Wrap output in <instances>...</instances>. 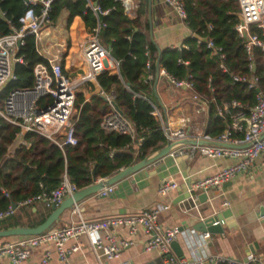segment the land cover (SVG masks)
Listing matches in <instances>:
<instances>
[{
  "label": "built area",
  "instance_id": "1",
  "mask_svg": "<svg viewBox=\"0 0 264 264\" xmlns=\"http://www.w3.org/2000/svg\"><path fill=\"white\" fill-rule=\"evenodd\" d=\"M53 0H22L26 7L24 16L19 21L17 28L11 27V32L0 36V91L15 78L13 66L15 63H23L22 57L18 55V49L23 44V37L27 34L33 35L36 52L46 60V64L36 63L32 67L33 82L28 87L12 88L0 100V121L17 128L11 143L7 148V154L23 144L22 136L31 132L38 134L60 149L64 145L76 144L74 136L75 113L74 100L77 92L87 91L86 84H95V75L106 69L105 62L111 59L117 69V62L113 60L108 49L98 41V26L90 32L82 35L76 43V57L78 66L73 71L62 69V60L68 56L72 49L66 34V19L56 18L51 22L49 18L50 4ZM168 6L173 14L184 24L186 13L181 0H161ZM123 13L130 16L138 5V0H119ZM238 15L241 21L234 25V30L241 38V44L246 54L247 72L237 73L228 71L225 61L226 56L221 46L214 44L213 40L205 38L204 47L210 57H214L217 67L221 72L227 73L233 82L246 84L248 89H255V102L241 108L237 100L222 102L215 108V116L226 117L228 125L215 137L203 134L202 128L196 123L187 125L183 116L171 119L163 110L161 116L157 106L151 104L149 115L157 119V127L160 129L165 141L189 138L197 140H210L236 146H213L185 144L172 148L167 155L171 157H185L191 159L195 155L204 157H226L231 163L223 166L215 173L198 178L189 183L187 187L189 200L193 209L196 208L198 195L207 193L210 189H219L225 182L230 180L238 172L244 171L255 160L264 164V137L259 138L264 132V90L258 88V78L253 71L252 50L259 49L264 62V0H235ZM88 8L94 15L105 13L97 5L93 6L88 1ZM2 14V13H1ZM186 25V24H185ZM207 28L211 26L208 24ZM177 63L187 65L186 60L177 59ZM149 62L145 63V80L151 78L148 71ZM157 77L164 79L172 89H187L192 95L191 99L199 104L194 113L204 112L209 100L201 97L193 89V79L190 72L184 78H176L167 73L163 68H157ZM74 73L72 76L69 74ZM206 89L213 91L210 79L207 78ZM98 94L103 96L110 104L111 110L104 113L99 121V126L104 132H115L129 135L135 140H140L135 134V128L128 120L119 114L111 104V97L104 95L99 90ZM203 102V104L201 103ZM208 107V106H207ZM238 135H241L238 137ZM237 147L238 145H245ZM6 154V155H7ZM119 168L118 170H120ZM102 178L96 179V181ZM178 184L171 179L159 182L155 189L158 196H165L176 190ZM113 189V185L99 188L94 194L104 197ZM78 189L68 182L65 174L58 186L42 191L30 198L20 201L17 205H26L34 201H42L50 207H57L66 197L71 196ZM5 196L7 194L3 192ZM222 206H227L223 201ZM72 212H77L76 203L72 204ZM169 208L168 204L156 203L150 208L139 213L123 216H108L96 220H83L78 218L76 222H69L63 226L51 227L38 234L23 236L22 239L0 244V264L7 260L10 264H19L25 260L32 248L41 244H50L58 264H69L68 256L79 249L78 239L85 236L90 249L94 254H101L111 264H129L126 260H120V251L130 244V240H117L110 229L123 227L128 235H133L141 228L147 235L144 243L145 251H155L164 264H264V259L247 253L243 260H237L222 254L198 255L194 258L177 257L172 258L169 254V244L173 241L179 230L176 226H164L159 221L161 212ZM14 209L11 204L5 210L0 211V219L12 215ZM215 221L213 224L217 223ZM223 224L222 221H219ZM193 234V246L202 248L206 245L210 234L208 232H196ZM68 241L74 243L66 246ZM50 257L49 251L42 252L39 264H47Z\"/></svg>",
  "mask_w": 264,
  "mask_h": 264
},
{
  "label": "trees",
  "instance_id": "2",
  "mask_svg": "<svg viewBox=\"0 0 264 264\" xmlns=\"http://www.w3.org/2000/svg\"><path fill=\"white\" fill-rule=\"evenodd\" d=\"M88 1L96 2L98 8L106 12L94 15L87 6ZM181 1L186 13L184 22L193 34L184 39L185 48L158 49L149 39L146 0H138L131 17L123 13L119 0H53L49 18L54 22L60 11L65 10L67 24L72 17L79 16L86 31L90 32L98 26V41L117 62V69L100 71L95 75V82L104 95L111 97V102L134 128L150 124L148 112L150 103L155 100L152 84L157 64V68H163L176 78H184L190 72L195 92L207 100L212 98L207 102L206 135L215 137L228 125L226 117L214 115L217 106L237 100L245 110L246 106L255 102V89L233 82L227 73L221 72L202 41L210 37L214 44L221 46L228 71L246 73V54L241 38L233 28L238 22V8L235 0ZM25 11L22 0H0V36L10 33L11 27L19 26ZM18 55L23 63L14 64L15 78L1 89L0 100L12 88L30 86L33 82L32 67L36 63L46 64V60L36 52L34 37L30 34L23 37ZM177 59L186 60L188 64L177 63ZM252 59V73L258 78V88L264 90V62L259 49L252 50ZM147 61L151 74L149 80H145L144 72ZM207 78L213 87L211 92L205 87ZM85 87L91 90L93 84L87 83ZM74 107L72 119L76 144L64 145L61 149L48 139L28 132L22 136L24 143L7 154L17 128L0 121V211L12 203L18 204L57 187L63 174L69 183L78 190L82 189L92 184L93 180L111 176L119 168L135 163L165 143L157 126L139 136L140 140L129 135L104 132L99 121L104 113L111 110V106L97 93L85 99L81 91L77 92Z\"/></svg>",
  "mask_w": 264,
  "mask_h": 264
},
{
  "label": "crops",
  "instance_id": "3",
  "mask_svg": "<svg viewBox=\"0 0 264 264\" xmlns=\"http://www.w3.org/2000/svg\"><path fill=\"white\" fill-rule=\"evenodd\" d=\"M146 18L150 26L149 32L152 41L158 49L165 47H186L183 43L188 36H193L188 27L173 14V11L163 4L161 0H146ZM65 16V10H61L60 16ZM63 16V17H64ZM132 14L129 16L131 17ZM84 24L79 16H74L67 24L66 34L72 49L68 56L62 60L64 71H73L78 66L76 57V43L86 33ZM263 62V59H262ZM105 67L109 71L116 68L111 59H107ZM157 70V69H156ZM156 72V71H155ZM74 74V73H71ZM155 79V75H154ZM153 85V84H152ZM163 85L162 78L157 77L154 87ZM100 88L95 83L93 89L83 93L85 99L91 94H98ZM169 95L175 96L171 89ZM155 105V104H154ZM171 107V119L183 116L187 125L196 123L204 129L207 120L205 111L202 120L196 116L190 118L181 109L180 101H176ZM164 110V109H163ZM181 110V113L178 111ZM166 112V111H165ZM179 113V114H178ZM149 125L141 124L135 128L137 137L143 135L157 126V119L149 115ZM152 124V126H151ZM231 163L226 157H204L195 155L191 159L185 157H171L166 155L144 169H140L129 176L113 183V189L104 197H98L94 193L76 202L77 212H72V207L64 210L57 219V225L63 226L69 222H76L78 218L83 220H96L108 216H123L139 213L150 208L156 203L168 204L169 208L161 212L159 221L164 226H176L179 233L175 237L183 258H194L198 255L222 254L237 260H243L247 253L264 259V164L255 160L244 171L238 172L219 189H210L205 193L206 199H198L196 208H192L189 200L179 199L177 190L171 191L165 196H158L155 189L159 182L165 179L176 181L178 186L188 177L190 182L215 173L223 166ZM226 201L227 206H222ZM229 211L222 224L221 234H210L206 245L202 248L193 246L191 226L200 218L213 216L220 211ZM51 212V207L42 201H34L26 205H17L11 217L0 221V230L16 227H34L40 224ZM117 240H130V244L120 251V260H126L129 264H164L162 258L155 251H145L143 246L147 235L141 228L133 235H128L123 227L110 229ZM23 236L11 235L0 238V244L6 241H17ZM68 241L66 246L73 244ZM79 249L68 256L69 264H111L101 254L90 249L85 236L78 239ZM49 251L50 257L47 264H58L50 244H41L32 248L28 257L19 264H39L43 251ZM252 250V251H251ZM172 258H177L169 248ZM3 264H10L7 260Z\"/></svg>",
  "mask_w": 264,
  "mask_h": 264
},
{
  "label": "water",
  "instance_id": "4",
  "mask_svg": "<svg viewBox=\"0 0 264 264\" xmlns=\"http://www.w3.org/2000/svg\"><path fill=\"white\" fill-rule=\"evenodd\" d=\"M92 5L95 6L96 2H92ZM237 18L239 21H241L240 16L237 15ZM149 39L152 41V35L151 32H149ZM202 41H205V38L202 39ZM157 69V64H156ZM157 79V72H155V79L152 85V88L154 90L155 82ZM203 104V102H201ZM113 108L122 115V112L111 102ZM209 114V108L206 106L205 108V115L207 120V116ZM203 134H206V123L204 125ZM264 137V132L261 133L259 138ZM185 144H198V145H213V146H236L233 144H225L210 140H193L189 138H184L180 140H176L173 142L165 141L164 145L148 154L143 156L140 160L136 161L135 163L126 166L124 168H121L111 176L102 178L101 180H98L95 182L93 180L92 184L77 190L74 192L71 196L66 197L57 207H51V212L48 214V216L38 225L34 227H16V228H9L0 230V238L1 237H7L11 235H19V236H27V235H34L38 234L44 230H46L55 220L58 219L59 215L66 209H69L73 203H76L77 201L81 200L82 198L95 193L99 188L107 185H111L122 178L129 176L130 174L140 170L144 169L145 167L149 166L150 164L156 162L160 158L166 156L168 152L179 145H185ZM245 145H238L237 147L246 146ZM190 180L188 177H184L183 182L176 188L177 192L180 194L179 199L186 198L188 196L187 193V187L189 186ZM198 199H206V196L204 193H201L198 195ZM12 209L16 208V204H11ZM229 211H220L214 214L213 216H208L204 218H200L194 225L191 226V230L196 232H208L209 234H221L223 232L222 224L219 223V221L224 222V219L226 218ZM11 215H8L2 219L6 220L9 219ZM215 221H218L217 223L213 224ZM169 247L172 251V253L180 257L182 255V251L179 248L178 243L173 240L170 242ZM252 251V250H251Z\"/></svg>",
  "mask_w": 264,
  "mask_h": 264
},
{
  "label": "rangeland",
  "instance_id": "5",
  "mask_svg": "<svg viewBox=\"0 0 264 264\" xmlns=\"http://www.w3.org/2000/svg\"><path fill=\"white\" fill-rule=\"evenodd\" d=\"M63 16H60L62 17L60 21L64 20L65 16L64 17ZM72 75L73 74H69V76ZM162 81H163V85L158 86L156 88L157 98H155L153 102L160 111L161 116L162 117L164 116L163 109L166 111L167 115H171L170 112L172 111L171 109V107L173 106L172 104H174L176 101H180L179 107H181V109L187 108L186 110H184V114H186L190 118L194 117L195 116L194 109L199 108V104L191 99V95H192L191 91L187 89H172L164 79H162ZM169 89L175 92V96H171L168 94ZM178 112L181 113V110H179ZM196 116L199 118V120L200 119L202 120L203 113L199 112ZM55 225H57V220H55L48 228L54 227Z\"/></svg>",
  "mask_w": 264,
  "mask_h": 264
}]
</instances>
